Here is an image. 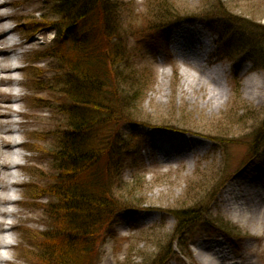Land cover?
<instances>
[{
  "label": "rangeland",
  "instance_id": "1",
  "mask_svg": "<svg viewBox=\"0 0 264 264\" xmlns=\"http://www.w3.org/2000/svg\"><path fill=\"white\" fill-rule=\"evenodd\" d=\"M116 1L120 5V10L115 13L116 21L121 24L118 32L125 34L127 51L133 55V73L139 72V78L145 85L139 103L132 110L134 125L118 128L121 136L125 135L129 140L125 138L127 148L123 173L113 185L112 194L114 200L129 206L131 211L115 212V223L111 225L108 236L97 244L94 260L100 264H160L161 253L172 245L176 237L174 210L194 207L199 210L197 219L200 223H220L227 226L232 235H224L218 230L204 231L200 227L192 230L188 226V230L182 231L184 235L180 243L185 250L188 246L191 255L187 259L174 254L163 264H200L194 256L197 242L222 243L230 260H238L245 247L250 245L254 250L250 260L264 264V222L262 226L257 222L245 224L222 210L217 202L219 195L242 171H246L248 177L264 190V172L248 153L250 134L264 116V69L244 62L245 55L241 56L243 44L249 45L252 40L257 43L262 33L257 30L264 32V0ZM0 11L8 15L11 24L16 23L14 38L24 37L28 44L26 47L32 45L33 51L24 58L20 54L17 64L25 65L29 58L35 60L41 54H52L51 51L55 52L59 47L47 27L39 28L31 37L25 28L24 18L37 21L41 15L53 17L47 1L0 0ZM196 26L211 40V51L208 53L207 49L195 43L187 52L189 59H182L172 46L171 36L182 28ZM94 34L102 40L99 31ZM257 50L264 56V46H258ZM38 64L42 68L38 81L45 85L40 86L42 91L38 94L48 99L55 98L52 104L55 112H59L60 106L67 105L62 92L57 93L53 85L57 84L60 76H57L59 62L50 56L49 59H40ZM239 66L240 71L236 75L233 72ZM63 70L59 69V73ZM27 75V70L26 74L18 72L17 77L20 80L24 78L22 86L20 83H8L1 88H15L22 95L34 94L35 86L27 83ZM198 77L205 81L206 88L214 86L211 78L215 83L220 82L223 96L206 104V88L192 83V79ZM183 80L191 84L185 86ZM18 104L25 114L29 111L35 113L34 110L39 113L38 131L47 133L56 124L64 127L63 114L56 115L40 105L31 108L26 99ZM17 120L21 123L26 119ZM101 131L107 136L112 134L107 126H103ZM19 133V140L25 141L29 136L22 126ZM157 134L167 137L155 145ZM192 139L198 141L201 151L180 159L173 145L177 143L180 146ZM43 146L52 148L55 140H48ZM160 148L168 152H160ZM18 151L24 155L19 159L20 163L32 154L21 148ZM31 162L34 168L51 171V182L58 174L54 161L46 154L38 155ZM29 171L30 174H23L26 183L32 179L33 173L31 169ZM24 186L17 193L18 197L23 194ZM53 189L51 186L50 191ZM50 193L51 201L56 199L54 193ZM49 197L45 196L41 202L50 200ZM16 209L25 210L24 216L33 217H27L29 226L39 231L48 228L49 218L35 205L25 204ZM17 217L15 215L12 219ZM143 217H152L154 221H144ZM23 218L19 217L22 223H26ZM26 235L23 229L12 236H15V242L22 243L29 240ZM238 235L243 237L242 240L235 238ZM176 247L174 249L177 250ZM30 249L35 250V246H30ZM3 251L8 259H12L8 264L33 262L24 254V249L19 251L18 246Z\"/></svg>",
  "mask_w": 264,
  "mask_h": 264
},
{
  "label": "trees",
  "instance_id": "2",
  "mask_svg": "<svg viewBox=\"0 0 264 264\" xmlns=\"http://www.w3.org/2000/svg\"><path fill=\"white\" fill-rule=\"evenodd\" d=\"M47 2L54 18L43 16L37 22L55 29L59 47L46 56L57 59L59 69H64L53 85L67 105L59 107L65 124L53 156L58 174L48 185L57 200L49 206V229L33 234L37 249L32 259L33 264H96V246L115 212L129 207L114 200L112 194L126 159L128 139L118 128L125 122L135 123L132 110L145 83L139 72L134 75L133 55L127 51L125 34L118 32L121 24L115 13L120 5L116 0ZM37 25L33 23L31 29ZM96 30L102 40L94 34ZM257 31L263 34L257 43L242 42L241 55L264 69V56L257 50L264 46V32ZM103 126L110 127L112 134H101ZM250 135L248 153L257 157L264 169V116ZM51 186L54 189L50 191ZM197 210H174L177 227L172 243H180L182 231L196 226ZM215 226L228 230L217 222ZM171 246L163 250L159 263L171 253Z\"/></svg>",
  "mask_w": 264,
  "mask_h": 264
},
{
  "label": "bare ground",
  "instance_id": "3",
  "mask_svg": "<svg viewBox=\"0 0 264 264\" xmlns=\"http://www.w3.org/2000/svg\"><path fill=\"white\" fill-rule=\"evenodd\" d=\"M8 19V15L0 11V127H3V130L0 131V264H8V260L12 261V259L7 258L3 250L10 251L17 244L15 242V236H12L14 233H19L23 229L29 230L28 232L38 231L28 225L27 217H33L24 216L26 213L25 210L16 209L20 205L17 193L27 182L24 180L23 174H30L29 170L31 169L33 173L31 174L32 179L26 183L31 191L27 204L35 205L43 212L44 205L41 202V198L47 195L44 189L51 183L52 174L51 171L45 172L43 169L39 170L34 168V163L31 161H34L40 154H46L52 158L57 146V139L60 136V124H56L55 128L47 133L38 131L36 125L38 123L37 120L41 119L37 115L39 113L34 110L37 116H35L33 111L25 114L24 111H21L18 104V102L26 99L27 104L31 108L39 107V105L48 108V98L38 94L39 91H42L40 85L35 86L36 93H30L29 95H22L15 88H9L7 90L1 88L8 83L14 85L21 83L20 78L17 77L18 72L23 73L27 67L31 69L29 79L32 83H36L38 80L37 76L42 70L39 64L32 59H28L26 65L17 64L18 57L20 58V53L17 52V48L24 47V41H15L12 35L15 28L9 26ZM171 40L173 41L172 46L177 51L178 57L182 59H189L187 52L193 48L195 43L207 49L208 53L211 51V40L197 26L185 27L175 31L171 36ZM30 46L32 45L24 47V51L21 53L22 58L28 55V51L31 49ZM205 79L207 80V78ZM211 80L214 86L206 88L204 86L205 81L202 78L192 79L193 84L206 88V104L217 101L220 96H223V85L218 81L215 83L214 78H211ZM190 84L187 80H183V85L187 86ZM226 95L227 92L225 93V97ZM48 109L51 111L50 108ZM54 114L59 115L60 113ZM17 118H25L26 120L20 123ZM20 126L24 127L27 134H29L25 141L19 140ZM166 137L165 134L155 135V145ZM51 139L55 140V146L46 149L43 145ZM197 142L196 139H192L189 142H182L180 146H177V143H175L173 145L175 147L174 151L176 152L177 150L180 159H187L189 155L194 156V153L201 151L202 147ZM189 143L191 144L189 145ZM189 146H191L190 149H188ZM18 148H21V150H30V153H32L23 163H20L19 159L23 158L24 155L19 152L20 149L18 151ZM190 150L191 152H189ZM160 152L168 151L160 148ZM27 161L28 163H26ZM23 190H25V186ZM217 202L219 207L232 214L234 219L241 220L245 224L257 222L258 226L263 225L264 190H261L257 186V183L248 177L246 171H242L236 176L232 185L219 195ZM27 209L29 210L30 208ZM15 215L18 216L16 220L12 219ZM20 216L24 217L23 221L26 223L21 222L19 219ZM142 219L144 221H148V219L150 222L154 221L152 217H143ZM38 220L40 221L39 218ZM22 239L24 240L23 236ZM23 242L25 244V250L30 252V246L36 245L37 241L36 238H32ZM196 244L197 247L194 250V256L200 264H256L250 260L254 252L250 245L245 247V252L239 255L238 260H230L225 248L220 242L216 244L212 242H197Z\"/></svg>",
  "mask_w": 264,
  "mask_h": 264
}]
</instances>
